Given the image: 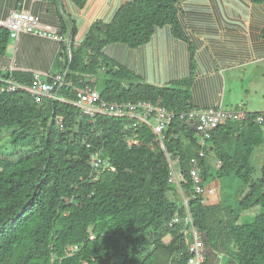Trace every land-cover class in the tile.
I'll return each mask as SVG.
<instances>
[{
    "label": "trees",
    "instance_id": "trees-1",
    "mask_svg": "<svg viewBox=\"0 0 264 264\" xmlns=\"http://www.w3.org/2000/svg\"><path fill=\"white\" fill-rule=\"evenodd\" d=\"M181 1L127 2L110 23H94L82 44L72 43L71 58L63 47L60 99L44 95L37 102L23 89L0 93V264H188L183 225L169 224L176 211L185 214V197L205 264H264V120H254L264 111L219 125L203 154L195 130L181 120L165 129L163 148L145 123L90 118L76 105L78 90L90 84L85 75L108 68L103 45L143 44L156 27L176 22ZM9 37L0 26V53ZM109 72L114 77L97 88L104 99H145L177 112L193 107L190 81L154 87L124 83L134 76L121 68ZM185 141L195 147L202 186L218 180L217 203L193 196ZM98 151L109 164L96 172L90 159Z\"/></svg>",
    "mask_w": 264,
    "mask_h": 264
},
{
    "label": "crops",
    "instance_id": "crops-1",
    "mask_svg": "<svg viewBox=\"0 0 264 264\" xmlns=\"http://www.w3.org/2000/svg\"><path fill=\"white\" fill-rule=\"evenodd\" d=\"M130 1L86 0L79 6L75 0H0V21L14 11H28L52 32L45 36L20 31L10 36L0 53V69L5 75L25 74L31 79L34 73L41 78L63 75L59 61L63 47L68 50L72 43L82 44L94 23H110ZM101 53L108 68L99 69L98 75H85L94 88L100 71L108 74L111 68H121L135 77L124 83L140 80L164 87L190 81L195 108L234 109L242 104L246 111H264L257 108L264 109L258 103L264 99L258 86V81L264 86V0H182L177 4L176 22L156 27L143 44L110 42ZM183 148L188 157L195 156L190 141Z\"/></svg>",
    "mask_w": 264,
    "mask_h": 264
},
{
    "label": "built area",
    "instance_id": "built-area-1",
    "mask_svg": "<svg viewBox=\"0 0 264 264\" xmlns=\"http://www.w3.org/2000/svg\"><path fill=\"white\" fill-rule=\"evenodd\" d=\"M0 26L6 27L11 37H15L20 31H27L38 33L41 35H52L50 27H41L37 17L28 11H14L7 19L0 21ZM67 71L62 75L54 77L53 81L47 78H41L39 73H34L29 83L18 80L12 73L3 74L0 69V93L3 92H17L21 89L28 91L36 101L40 102L42 96H50L53 100L60 99L55 89L60 87L64 82ZM51 77V76H49ZM78 105L90 118H95L97 115H111V116H128L137 123H145L149 125L156 135V140L164 148L165 129L174 120H181L185 124L193 127L195 130V137L197 144L201 149L206 151V145L212 132L221 124L228 120H243L246 118L248 111H246L242 104H239L234 109H224L221 105L206 108L192 107L184 111H174L165 106L157 105L150 100L140 99L136 101H110L104 99L100 92L86 84L83 88L78 90ZM256 122L264 120L263 115L258 114L255 119ZM136 142V141H135ZM190 175L193 181L194 192L204 196L205 188L202 186V179L199 170V159L194 156L190 158ZM109 162L102 156V152L98 151L91 155L90 165L96 172L108 166ZM220 165V161H217ZM173 178H175L172 171ZM189 197L183 199L185 207V214L182 215L180 211H176L173 215L170 225L182 224V232L185 235L191 256L188 258V264H205L206 253L205 245L199 232L194 227L193 219L188 211ZM78 247L71 246L67 253L72 254Z\"/></svg>",
    "mask_w": 264,
    "mask_h": 264
},
{
    "label": "rangeland",
    "instance_id": "rangeland-1",
    "mask_svg": "<svg viewBox=\"0 0 264 264\" xmlns=\"http://www.w3.org/2000/svg\"><path fill=\"white\" fill-rule=\"evenodd\" d=\"M100 73H101V75L98 76L99 81L96 83V88H98V89H100L103 86L104 81H105V78H112V77H114V75H112L110 72H108V74H106V72L100 71ZM258 82H259L258 83L259 90L263 92L264 91V86L261 83L262 81H258ZM262 96H263V93H262ZM262 96L259 99V101H261L263 99ZM253 97H254V95H253ZM258 97H259V95H255V98H258ZM244 101L247 102L246 100H244ZM235 102L236 101H234V103ZM258 103H260V105H263L264 104V99L262 100V102H258ZM257 108H259L260 110H264L261 107H257ZM215 162H216V160H215ZM255 164L257 165V162H255ZM257 166H260V165H257ZM173 174H174V172H173ZM208 185L209 186H207V187L205 186L206 188H205V191H204V202L205 203H212V204L213 203H217L220 200V195H221L220 186H219V189H218V183H217V181H215V183L212 184L213 186H211V184H209V183H208ZM212 263L216 264L217 261L216 262H212Z\"/></svg>",
    "mask_w": 264,
    "mask_h": 264
},
{
    "label": "water",
    "instance_id": "water-1",
    "mask_svg": "<svg viewBox=\"0 0 264 264\" xmlns=\"http://www.w3.org/2000/svg\"><path fill=\"white\" fill-rule=\"evenodd\" d=\"M69 58H71V49H70V47H69ZM69 64H70V59H69ZM69 68V67H68Z\"/></svg>",
    "mask_w": 264,
    "mask_h": 264
},
{
    "label": "bare ground",
    "instance_id": "bare-ground-1",
    "mask_svg": "<svg viewBox=\"0 0 264 264\" xmlns=\"http://www.w3.org/2000/svg\"><path fill=\"white\" fill-rule=\"evenodd\" d=\"M138 127V126H137ZM166 131V130H165ZM166 135H167V133H166ZM177 168V167H176ZM172 170V169H171ZM173 171H174V169H173ZM176 172H177V170H175ZM178 175V174H177ZM179 176H180V174H179ZM181 179V178H180ZM178 180V179H177Z\"/></svg>",
    "mask_w": 264,
    "mask_h": 264
}]
</instances>
